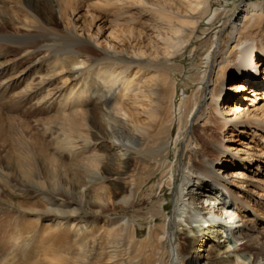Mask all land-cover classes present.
I'll use <instances>...</instances> for the list:
<instances>
[{
  "label": "rangeland",
  "instance_id": "rangeland-1",
  "mask_svg": "<svg viewBox=\"0 0 264 264\" xmlns=\"http://www.w3.org/2000/svg\"><path fill=\"white\" fill-rule=\"evenodd\" d=\"M240 1L0 0V264H167L170 256V264H180V246L175 238H162V225L173 211L170 165L180 183V162L196 151H186L179 137L197 104L199 115L191 124L199 159H217L219 151L209 144L225 137L239 140L229 139L233 149L255 155L237 168L248 177L240 190L248 208L236 204L234 211L264 241V126L245 127L244 134L224 131L215 107L230 92L233 75L216 67L211 83L202 82L214 32L221 30L212 55H221L234 38L232 21L241 9L263 0ZM250 39L259 42L264 31ZM109 65L118 75L127 71L130 83L103 89L94 71ZM47 75L52 80L40 87L39 78ZM212 90L220 97L213 99ZM72 91L80 102L49 103L56 93L68 97ZM120 124L131 136L151 132L147 151L128 173L134 175L132 188L112 179L125 165L111 147L128 142ZM92 170L99 178L89 175ZM186 197L204 205L211 198L196 190ZM215 207H223L220 197ZM228 210L221 209L223 221L243 227V221L225 219L233 211ZM230 233L232 243L244 242L235 230ZM203 253L194 246V255Z\"/></svg>",
  "mask_w": 264,
  "mask_h": 264
},
{
  "label": "bare ground",
  "instance_id": "bare-ground-1",
  "mask_svg": "<svg viewBox=\"0 0 264 264\" xmlns=\"http://www.w3.org/2000/svg\"><path fill=\"white\" fill-rule=\"evenodd\" d=\"M243 2H245V0L240 1V3ZM240 3L238 6H240ZM232 27L234 38L227 41L226 48L224 47L221 55H217V53L212 55L213 48L216 49L219 44L218 40L220 35L217 36V34L221 30L214 32L213 39H215L216 42L203 58L204 64L209 67L202 76V82L207 85L211 83L212 76L214 75V72H216V67L219 68L218 70L222 68L229 69L227 75L229 77L233 75V78H231L234 79L226 88L227 92L228 90L230 92L225 95L226 98L218 107H215V110H217L218 114L221 116L224 131L235 130L244 134L247 132L244 130L245 127L253 126L254 128L262 129L264 126V76L262 75L258 79V73L260 71L264 73V57L262 56L264 55V39H259V42L256 40L250 41V36H252L253 33L255 34V32L260 30L264 31V0L259 3L252 2L250 5L244 6V8L241 9V12L235 17V20L232 21ZM232 52L236 54V57L232 58L229 56ZM224 54H226V56H224ZM108 55L110 54L108 53ZM137 55H140L142 59L146 56L145 52L141 50L138 51ZM134 58L138 57H135L134 55ZM102 59L104 60V58ZM102 59L100 58L99 60ZM106 59L108 58L105 57V60ZM139 62L142 63L141 61ZM105 67L94 71L95 77L97 76L102 79L103 84H101V87H103V89H109V92H111V90L114 89V86L119 85V83H121L120 85H125L126 83L128 85L130 83L125 76L127 71H122V73L118 75L115 69H111V65ZM239 73L242 74V77L237 76L240 75ZM225 79L229 80L227 78ZM51 80L52 76H42L39 78L37 84L41 87L45 83H49ZM222 87H224V83L222 84ZM222 87L220 88V91L218 90L220 95L225 93V90ZM60 89L62 90L63 88L60 87L57 91L59 92ZM246 90L248 95L242 96L243 92H246ZM136 95L137 94H135V96ZM220 95L217 96L216 92L212 90L211 97L213 99L219 98ZM70 99L78 103L81 100V95L72 91L68 97H62L56 93V96L52 97L49 103L52 104L57 101L59 104L65 105L66 101H69ZM245 101H251L249 106L245 105ZM198 110L197 104L188 116L187 129L185 128L179 137L181 141L186 142V151L191 150L190 146H193V148L196 149L195 152L188 155L186 163L182 161L180 162L178 172L182 177L181 182L177 183L175 181L172 165H170L171 167L169 171L167 170L170 173L169 181H172V184H170V182L169 184L172 185L173 211L171 215L167 214L164 218L162 225L163 237H161L166 238V240L170 242H172L174 238L177 240L180 247L178 250L175 249V254L177 255L176 260L177 262L179 261L180 264H195V262L202 257L204 260L202 262L203 264H264V241L260 234H254V231L249 232L248 227L245 226L247 220L241 219L242 216L234 211V205L236 204L239 205L240 209L247 207L246 202L240 197L242 194L240 190L247 187L246 181L248 177L245 173L237 170V168L244 165L246 162H252L255 155L242 148L233 149V147L227 145L232 141H229L230 138H226V135H224L225 138H222L223 141H221V144H216L214 142L212 144L208 143L209 146L214 150L219 151L221 154L219 155L218 153L217 159L209 158L205 154L199 159L198 151L201 146L195 136V130L193 128L194 122L191 124V120L195 121L199 115L197 112ZM74 111L76 110L74 109ZM119 126V132L128 142L123 141L122 143H113L111 147L115 151L114 154L125 165H122L124 166L122 169L123 171L116 174L112 179H124L123 181H125L124 183L127 187L132 188L135 184L134 175L131 173L128 175V173L133 171L134 164L136 163L135 160L142 154L144 155L147 151L146 147L149 145L148 141L151 132H147L148 136L136 137L135 135L131 136L126 133L122 124ZM208 126L209 124L207 123L203 125L205 129H207ZM115 130L118 129L116 128ZM78 138L81 139V136ZM230 140L239 141L234 138ZM240 144H242V142ZM229 152H231L232 156H230ZM240 152H243L244 156H238ZM29 155L32 156L33 153H30ZM21 161L22 160H18L19 163ZM225 168L232 169L224 171ZM90 174L95 178H99L100 175L98 172L95 173L94 170L89 172V175ZM194 190L200 192V194L203 191L204 193H209V197L211 198L210 200H207V206L203 204L204 201L203 203L200 200V202H190L189 199H187L186 196L189 192ZM219 197L223 201V207L216 209V199ZM212 204H215V206ZM161 207H163V204H161ZM249 207L255 211L254 207ZM228 208H231L233 211H231V214L225 219L227 220L228 218L229 220H232V223L243 221V227L237 225L235 226V229H233V226L229 225L230 222L223 221L224 214L221 209L226 210L228 213V211H230ZM199 219L204 220V223L198 224V226L194 225V223H199ZM183 222H186V227L180 228L183 225ZM208 222L210 225L207 224ZM175 230L177 231L175 232ZM234 230L236 239L244 241L243 243H232V238L230 237L229 232L232 234ZM253 230L256 229L254 228ZM195 245H199L200 249L203 248L205 253L194 255ZM249 255L251 257L248 259ZM240 256L242 259L239 258ZM244 259L248 261H245ZM170 260V262L173 261L174 263L173 256H170ZM170 262L168 263L170 264Z\"/></svg>",
  "mask_w": 264,
  "mask_h": 264
}]
</instances>
